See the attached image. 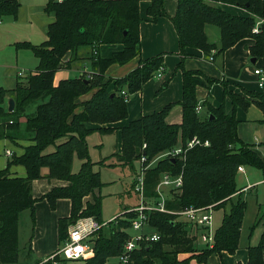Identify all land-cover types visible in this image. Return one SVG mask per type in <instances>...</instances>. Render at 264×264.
I'll return each instance as SVG.
<instances>
[{
  "label": "trees",
  "instance_id": "obj_1",
  "mask_svg": "<svg viewBox=\"0 0 264 264\" xmlns=\"http://www.w3.org/2000/svg\"><path fill=\"white\" fill-rule=\"evenodd\" d=\"M150 1L147 15L152 21L166 17L164 0H47L45 12L55 17L47 30L48 39L41 45L29 42L16 44L18 50L31 51L38 59L36 70L25 81L18 80L13 90L0 88V142L26 141L21 155L14 153L6 168L0 170V264H19V220L20 214L30 210L35 222L33 182L46 178L68 182L70 185L51 190L42 197L55 210L61 199L71 201V213L58 223L59 245L68 239L71 225L81 218L92 217L100 225L89 240L94 248L92 257L83 259V264H107L111 258L119 257L130 238L128 229L137 217L134 212H124L114 221H102L101 198L96 192L103 183L99 171L90 158L87 138L93 130L87 124H111L128 118V96L142 90L154 74L163 68L164 56L142 60L139 67L128 76L105 82V73L114 64L125 65L139 55L140 3ZM221 4H229L247 10L249 17L233 16L223 11ZM21 4L19 0H0V21L17 19ZM179 37L181 54L186 49H200L208 57L225 52L242 40L252 38L250 48L253 59L264 56V0H178L176 15L172 18ZM213 26L220 31V44L211 43L206 28ZM258 28L259 32L254 33ZM111 44H122L124 50L103 59L92 53L90 58L95 71L90 78L81 74L55 85V75L63 68H71L73 58L81 47L92 50ZM70 59L65 62L67 55ZM22 79V77H18ZM114 83L115 90L110 91ZM216 83L226 85L208 77H199L183 68V123L169 125L166 118L174 105L161 112L142 117L122 129V153L118 160L123 167L133 168L142 157L150 163L160 154L185 145L194 137L209 140V147L191 150L185 161L164 159L146 171L144 197L154 199L163 173H183L182 194L167 201V212H147L149 233H158L160 240L143 243L133 254L128 264H190L197 260L206 264L212 256L223 253L234 255L240 247L242 227L247 202L238 193L236 184L238 168L252 167L264 174V159L255 148L240 139L238 109L248 110L256 106L263 113L264 93L245 91L239 94L228 90L233 113L228 114L224 105L219 108L207 104L206 115L196 111L199 105L197 88ZM97 89L84 110L76 114L80 97ZM15 102L14 112L4 107L7 97ZM211 116L213 117L212 120ZM22 119L25 121L22 122ZM107 133L109 129H100ZM146 145V149H143ZM54 147L53 152L47 150ZM81 160V169L73 173L75 158ZM13 166H23L25 177L11 174ZM92 198L87 200V198ZM229 206V209L225 207ZM189 207L225 209L221 226L215 233L213 248L198 250V228L188 222L177 221L174 213ZM260 220L251 228L249 240ZM248 264H264V233L257 245H249ZM56 253V252H55ZM54 253V254H55ZM188 257L181 259V256ZM55 260L61 264L59 256ZM34 264H54L51 259ZM241 264V263H238Z\"/></svg>",
  "mask_w": 264,
  "mask_h": 264
},
{
  "label": "crops",
  "instance_id": "obj_2",
  "mask_svg": "<svg viewBox=\"0 0 264 264\" xmlns=\"http://www.w3.org/2000/svg\"><path fill=\"white\" fill-rule=\"evenodd\" d=\"M41 2L42 0H39L36 6H32V12L27 19L24 20L25 13L22 11V7H20L17 19L11 18L3 23L0 29V53L3 52V50H5L8 46H13L18 51V57L19 51L24 49L18 50L16 48L17 43L29 42L33 45H41L47 41V30L50 24L55 21V17L45 12L47 0L44 3ZM163 5L165 11L167 12V16L160 17L158 20L152 21L151 17L147 15V11L151 6V2L143 1L140 3L139 9L142 22L140 24L139 55L125 65H112L105 73V82H107L109 79H122L137 69L142 60L155 58L160 55L164 56L162 77L157 78L155 73L153 78L144 85L141 91L128 96L127 105L129 115L127 119L111 124L86 125L88 129L93 130V133L87 138L88 146L89 143H91V138L93 136H99L98 139H96L98 142H96L95 147L100 150L101 159H105L103 158V151L106 149V146L110 144V139L112 138H114L116 141L115 146L117 152H115V154H121L123 128L129 126L131 122L140 120L142 117L161 112L168 105L174 106L167 116L166 122L169 125H181L183 123V109L180 105L181 101L183 100V68L187 71L198 73L199 77H208L217 81L226 82V85L216 83L207 87L200 86L197 88L196 93L199 100V105L202 106V115H206L208 111L207 104H211L215 108H219L221 105H224L228 114L233 113L232 102L230 98L225 95L226 86L228 90H233L239 94H245L246 90L264 93V88H259L258 78L254 73L255 69H264V56L260 59H256V63H252L253 58L251 56L250 48L255 44L254 39L247 38L242 40L237 45L227 50L224 55L215 57L214 61H210L209 57L205 55V53L200 49L188 48L186 49L185 55H182L179 45V37L172 22V18L177 12L178 0H164ZM221 7L224 12L233 16H250V13L247 10L237 6L221 4ZM22 22L34 30L30 36L21 38L27 39L24 41H20L15 38V36H20L19 34L14 35L18 28H20ZM206 33L211 43L217 45L220 44L221 38L219 31H214L210 27H207ZM4 44L6 45L4 46ZM123 50L124 46L122 44L102 45L94 50L89 47H81L73 58L75 61L73 62L71 68H63L58 71L55 75L54 83L55 85H58L59 82L63 80L78 78L81 76V74H86L87 77H90L92 74H94L95 71L92 67V61L89 59L92 53H95L97 56L106 59L110 58L116 53L122 52ZM70 56V54L67 55L65 62L70 59ZM0 68H5L6 72H14V66H11L8 62L4 61L3 58L2 61L0 59ZM19 72H17L18 77H22L19 76ZM109 89L112 92L115 90L114 83L110 85ZM96 92L97 89L78 99V108L76 110V114L84 110L83 105L90 101ZM236 117L240 122L238 128L239 137L245 143H248L246 142L244 135L246 134V131L248 129H252L255 124L261 123L263 119V113L259 108L253 105L246 111L238 109L236 111ZM100 129H109L110 131L107 133H102L99 131ZM16 144L21 151L19 154H22L24 152V147L28 145V142L25 143V141H21L17 142ZM259 155L261 156L260 153ZM115 165L116 164L113 163L111 166ZM120 166L123 167L121 164ZM13 168H11V170L13 169L11 174L20 177L26 176L25 169L22 171V169L15 167ZM244 173H246V169ZM43 174L46 176L48 171L44 172ZM68 184L69 183H65L64 181L48 178L35 180L33 182V197L37 200H41L35 204V211L38 212V207L40 205L45 209H47L48 205V208L51 210L48 201L43 200L42 197L51 190L67 186ZM91 199L92 198L90 197L87 198V200ZM66 201L69 202L71 213V201L68 199H61L57 202L56 209L51 210L53 212L52 214L57 211L62 202ZM44 202H46L47 205H45ZM70 213L63 214L65 216L60 215L61 217L57 218L56 220H54V217H52V220L56 223L57 231L59 220L61 218L69 217ZM223 215L224 213L222 214V219ZM34 226H36V223ZM54 226L55 225L53 224V229ZM242 236L243 235H241L240 247L234 255L223 253L222 256H212L209 259L208 264H248V247L249 245H257V242H255L254 237H252L251 240L248 239V242H245V244L242 245ZM46 237V230L41 228L39 237H34L32 240V252L35 255L38 254V262L46 261L59 249L58 247H61L59 245V239L58 244L55 245L52 242L48 243ZM181 257L186 258L188 256L183 255ZM191 264L201 263H199L197 260H192Z\"/></svg>",
  "mask_w": 264,
  "mask_h": 264
},
{
  "label": "rangeland",
  "instance_id": "obj_3",
  "mask_svg": "<svg viewBox=\"0 0 264 264\" xmlns=\"http://www.w3.org/2000/svg\"><path fill=\"white\" fill-rule=\"evenodd\" d=\"M20 2L22 5L21 9L25 13L24 15V20H25L28 18V16H30V13L32 12V6H36L39 0H20ZM44 2H46V0H42L41 3ZM8 19L11 18H5L2 21V23H0V29L3 23H5ZM209 27L214 31H219V29L216 27L213 26H209ZM33 31L34 30L32 28L28 27L25 23L22 22L20 28H18V30L15 32L14 35L19 34L20 36H15V38L17 40L24 41L27 39H21V38L30 36V34L33 33ZM5 45L6 44H4V46ZM17 52L18 51L13 46L11 47L8 46L5 50H3V52L0 53L1 61L3 58L4 61L8 62L11 66H14V70H13L14 72L12 71L6 72L5 68H0V88H4L7 90L15 89L18 80L25 81L28 75L32 73V71L36 70V68L38 67L39 64L38 59L34 56V54L31 51H27V50L19 51L18 57H17ZM19 71L20 72L23 71L24 73L22 79L18 78L17 72ZM10 97L11 96L7 97V101L4 104V107L6 109H8V101L11 99ZM198 114L202 115L201 112ZM23 121H25V119H22V122ZM98 137L99 136H93L91 138V143H89V152H90L91 161L93 163H97L94 169L95 171L100 172L101 180L103 183L101 190L97 191L96 194L98 197L101 198V212H102V221L104 225L114 221L124 212L129 211L135 213L134 210L139 209L141 207L144 208L150 207L154 209H159L158 207L160 205L159 204L160 202L165 203V208L167 210L166 207L167 201L182 194V188L174 191L167 187H163L161 189V191H163V198L158 197V194L154 199H147L145 197L143 198L142 195L136 190L137 186L141 184L139 178L140 177H142L143 179L145 178L146 171L149 170L150 168L155 167L157 163L161 161L159 159L163 153L157 156L156 158H154L148 164L146 163L147 161L145 163L137 162L134 164L133 168L130 167L125 168L120 166L117 157L118 154H115V152H117V149L115 146L116 141L114 140V138L110 139V144L107 145L106 149L103 151L104 154L103 158L105 159H101L100 150H98V148L95 147L96 142H98L96 140L98 139ZM244 138L246 142L250 143V145H252L255 148V150L258 151V153H260L261 156L264 158V125H262L261 123L255 124V126L252 127V129H248L246 131ZM16 143L17 142L13 143L11 140H3L0 142L1 169L6 168L9 159V157L6 156L7 150H10L17 155H21L19 154L21 152L20 148ZM25 143L27 142L25 141ZM54 150L55 148L51 147L47 150V152L50 153L53 152ZM113 163H115L117 166L116 165L111 166ZM13 167L22 169V171L24 169L23 166H19V167L13 166ZM241 167L246 169V173L239 172L240 167L238 168L237 180H236V184L238 187L237 194L242 193L244 200L247 202V210L242 227L243 230L242 245L245 244V242H248V237L251 233V228L258 220H260V223L256 227L253 234L254 241L257 242L258 244L260 242L261 236L264 233V174L262 173V171L252 167H246V166H241ZM13 169L11 170L12 172ZM80 169H81V161L78 158H75L73 165V173L77 174L80 171ZM46 171L47 169L43 170V172ZM44 178H46V176ZM64 182L66 183V181ZM69 185L70 184H68L67 186ZM246 187H249L250 189L246 190L247 189ZM40 201L41 200H38L37 202ZM44 203L45 205H47L46 202ZM225 208L229 209V206ZM51 210L48 208V205H47V209L43 208V206L40 205L38 207V212L35 211V222L32 219V213L30 210H25L20 214L19 264H34L39 261L38 259L39 256L38 254L36 255L33 254L31 245L33 238L39 237L41 228L46 230V235H47L46 240L48 243L52 242L55 245L58 244V231H57L56 223L52 220V217H54V220H56L57 218L61 217L60 215L69 214L70 213L69 202L68 201L62 202L61 206H59V208L57 209L56 212H54V214H52L53 212ZM146 211L152 212L148 210ZM223 213H225V209L216 211L213 208L212 233H213L214 245H215V233L216 230L221 226ZM177 221L185 222V219L184 217L182 218L181 216H178ZM35 223L36 226H34ZM53 224L55 225L54 229H53ZM127 232L131 234H136L134 231L131 230V228L128 229ZM202 233L203 232L201 231L199 236L201 235L202 237ZM141 244L139 245V248ZM214 245L212 247H209L207 242H205L203 239H200L199 237V239L197 238V242L195 243V248H197L200 251L207 247L213 248ZM181 259L183 258L181 257ZM118 262H119L118 257L111 258L107 264H120ZM208 262L206 264H208ZM61 264H83V260L64 261Z\"/></svg>",
  "mask_w": 264,
  "mask_h": 264
},
{
  "label": "built area",
  "instance_id": "obj_4",
  "mask_svg": "<svg viewBox=\"0 0 264 264\" xmlns=\"http://www.w3.org/2000/svg\"><path fill=\"white\" fill-rule=\"evenodd\" d=\"M2 21H0L1 23ZM259 29L255 28L254 33H258ZM215 52H212L209 57L210 61H214ZM163 68H161L158 72H156V77H162ZM256 77L258 78V86L259 88H264V69L258 68L254 71ZM23 72H19V76H23ZM121 94L128 99V94L126 91H122ZM197 113L202 111V106L198 105L196 108ZM211 145L209 140H202L199 137H194L193 139L187 141L185 145H180L171 149L169 151L164 152L159 160L171 159L176 161L177 159L180 161H185L188 153L197 147H209ZM146 148L144 145L143 149ZM14 153L10 150L6 151V156L11 158ZM141 163L146 162V158L142 157ZM149 168V167H148ZM239 172H245L243 167L239 168ZM141 184L137 186V191L144 198V179L142 177L139 178ZM163 187H167L171 190H179L183 187V173L179 175H173L171 173H164L160 177L159 184L157 186V194L158 197L163 198V191L161 189ZM250 189L249 187H246ZM159 209H154L150 207H141L139 209H135V213H137L136 219L132 222L131 230L136 234L130 233L129 240L124 245L123 253L118 257L120 264H128L132 254L139 248L141 243H152L160 240V235L158 233H149L147 230L149 228V217L147 215V211H155L159 212H167L165 208V203H159ZM176 215L184 217L185 221L191 223L193 226L198 228L200 232L202 231V237L199 236L200 232L197 233L198 239H203L207 242L209 247H212L213 244V207L209 208H186L181 211L174 212ZM100 228V225L96 222V220L92 217L81 218L73 225L69 227L68 230V239L66 242L61 245V247L56 251L55 254L51 255L48 259H51L54 264H59L55 258L59 256L63 260L66 261H80L94 255V248L92 243L90 242V236L96 232Z\"/></svg>",
  "mask_w": 264,
  "mask_h": 264
},
{
  "label": "water",
  "instance_id": "obj_5",
  "mask_svg": "<svg viewBox=\"0 0 264 264\" xmlns=\"http://www.w3.org/2000/svg\"><path fill=\"white\" fill-rule=\"evenodd\" d=\"M252 63H256V59H252ZM8 110H9L10 113L14 112V110H15V102H14L13 99H10L8 101ZM212 119H213V117L211 116L210 120H212Z\"/></svg>",
  "mask_w": 264,
  "mask_h": 264
}]
</instances>
